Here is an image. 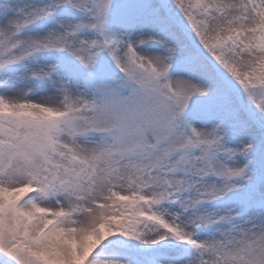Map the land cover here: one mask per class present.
Segmentation results:
<instances>
[{"label": "snow or ice", "instance_id": "1", "mask_svg": "<svg viewBox=\"0 0 264 264\" xmlns=\"http://www.w3.org/2000/svg\"><path fill=\"white\" fill-rule=\"evenodd\" d=\"M0 264H264V0H0Z\"/></svg>", "mask_w": 264, "mask_h": 264}]
</instances>
